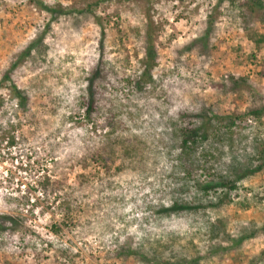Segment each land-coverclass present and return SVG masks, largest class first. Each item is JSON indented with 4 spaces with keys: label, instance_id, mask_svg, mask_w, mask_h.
<instances>
[{
    "label": "rangeland",
    "instance_id": "obj_1",
    "mask_svg": "<svg viewBox=\"0 0 264 264\" xmlns=\"http://www.w3.org/2000/svg\"><path fill=\"white\" fill-rule=\"evenodd\" d=\"M245 1L0 0V264H264V199L252 197L264 166L230 200L211 189L205 209L160 210L261 157L264 110L251 111L264 105V39L248 33L264 34V11ZM41 4L67 12L53 18ZM148 28L156 64L140 78ZM95 62L103 77L88 117L80 102ZM205 110L208 137L181 168L180 131ZM150 246L160 256L122 254Z\"/></svg>",
    "mask_w": 264,
    "mask_h": 264
},
{
    "label": "trees",
    "instance_id": "obj_2",
    "mask_svg": "<svg viewBox=\"0 0 264 264\" xmlns=\"http://www.w3.org/2000/svg\"><path fill=\"white\" fill-rule=\"evenodd\" d=\"M229 2L233 3L235 0H217L216 5H220L223 2ZM246 5L249 7V12L258 14V11H264V1L263 0H247L245 1ZM216 8V6H214ZM41 8L48 11L51 14V17L55 18L57 15L64 14L67 11L63 9L60 5L57 6H47L45 4H41ZM209 20L207 19L206 23H208ZM145 50L141 59L143 71L140 76V78H145L146 76H151L150 71L156 64V58L155 53L153 51V42H152V33L150 32V28L146 29L145 31ZM207 37V34L203 36V40ZM248 37L253 40L254 42L258 43L261 40L264 39V34L258 33L257 31L253 32L251 29L248 33ZM43 37L42 35H39L35 38H33L28 47L26 48L25 52L22 53V56H28L31 51L39 46L42 43ZM19 61H15L11 64V66L5 71L1 82L3 80H6L9 78V73L12 70L13 67H16L19 63ZM100 65L96 62L90 67V75L88 77V90L87 95L82 96L81 98V106L83 107L85 114L90 117L93 112L97 110L98 102H97V90L94 88V83L98 81L100 78L103 77V74L101 72V69L99 67ZM9 89L11 90L12 94L18 99L19 104H23L26 100V96L23 93L21 89H18L17 86L14 83H11L9 85ZM264 110V105H262L259 108H256L251 111V114L257 118V120L260 119L261 112ZM202 114V115H201ZM198 119L200 120L199 123H194L192 126H190L191 123H186L183 125L181 131H180V142H179V159L181 160L179 162V165L181 168L185 167V162L183 160V156L188 154L191 150H194L198 144L203 143L208 135H207V125L210 123V120L213 117H210L207 115L206 110L202 113L198 114ZM192 117V116H191ZM233 123V120H230V124ZM122 147L124 150H127V145L125 143L122 144ZM261 157H258L256 160V163L254 161H246L244 163H240L238 160H235L231 166V169L228 174H220L219 180L217 182H208L201 186V183H195L194 185V199L186 200L184 198H179L177 200L172 201V204L170 206H162L161 212L165 213H173V212H179V211H190V210H199V209H205L209 205H213L214 202L205 201L206 198L205 194H208V191L211 189H221L223 191V195L225 196L226 200H230V196L228 195L229 190H236L238 185V180H245L246 177L249 174H253L262 166H264V149L260 151ZM233 167V168H232ZM187 186V185H185ZM188 192L185 191V194ZM222 193V192H221ZM252 197L255 200V202H261L264 199V187H257L253 188L252 190ZM65 201V199H64ZM209 204V205H208ZM250 204L245 201L244 209L248 208ZM6 218H2V221L0 222V231H3L7 227V222L5 220ZM253 228H247L246 233L244 235L240 236L238 239H235V242H239L243 236H250L253 233ZM122 254L125 255H135L140 256V258H157V256H160L159 248H155L152 246L149 247V250L151 253H144L143 251L139 250V248L136 247H127L126 249H122ZM124 252V253H123ZM163 260L162 262H166L167 264H174L173 262H169L167 260ZM185 262V261H184Z\"/></svg>",
    "mask_w": 264,
    "mask_h": 264
}]
</instances>
